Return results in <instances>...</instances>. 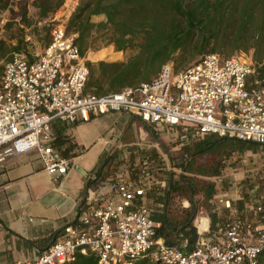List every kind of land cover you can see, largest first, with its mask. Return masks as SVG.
Wrapping results in <instances>:
<instances>
[{
    "label": "built area",
    "instance_id": "1",
    "mask_svg": "<svg viewBox=\"0 0 264 264\" xmlns=\"http://www.w3.org/2000/svg\"><path fill=\"white\" fill-rule=\"evenodd\" d=\"M52 22L50 42L34 60L15 53L4 64L0 163L35 151L50 175L65 176L73 167L72 159L54 147L52 124L69 126L111 112L136 114L158 132H175L178 149L206 136H235L264 147V75L256 76L255 68L239 57L207 53L178 71L168 62L150 82L105 96L84 94L89 69L74 44L76 35L66 34V21ZM130 167L119 169L111 197L93 191L61 239L37 257L11 264H67L77 255L90 254L95 264H135L146 257L158 264H258L264 248V194L250 205L259 215L257 223L241 218L227 194L218 195L217 206L229 211V220L215 239L207 240L200 236L201 221L195 220L198 239L186 250L157 236L160 224L146 197L154 173L171 171L170 165L164 168L143 160L136 177ZM163 177L157 183L159 195L167 189L168 177L165 173ZM163 206L158 201V209Z\"/></svg>",
    "mask_w": 264,
    "mask_h": 264
},
{
    "label": "trees",
    "instance_id": "2",
    "mask_svg": "<svg viewBox=\"0 0 264 264\" xmlns=\"http://www.w3.org/2000/svg\"><path fill=\"white\" fill-rule=\"evenodd\" d=\"M64 2L0 0V25L8 15L2 29L13 30L7 37L0 36V76L15 53L24 54L29 61L35 59L28 50L32 38L42 42V51L48 46L52 19ZM65 29L67 35H76L74 44L81 57L110 45L116 52H133L125 61H86L89 76L84 94H115L150 82L168 62L178 71L198 63L207 53L237 56L255 68L256 76L264 75V0H78ZM246 144L257 146L231 137L213 140L206 136L179 148L175 155L169 153L171 171L164 195L158 194L153 180L146 194L164 204L154 219L160 224L157 236L169 245L191 250L198 239L193 220L200 210L211 220L210 233L224 228L230 213L217 212V196L230 193L234 185L225 186L227 176L222 173L220 154L231 145ZM137 168L131 165L132 177H136ZM163 175L158 173V182ZM252 192L251 187L241 191L234 204L241 218L239 212L250 202ZM186 201L188 207L183 206ZM95 263L90 254L77 255L67 264ZM135 264L158 263L146 257ZM258 264H264V248Z\"/></svg>",
    "mask_w": 264,
    "mask_h": 264
},
{
    "label": "crops",
    "instance_id": "3",
    "mask_svg": "<svg viewBox=\"0 0 264 264\" xmlns=\"http://www.w3.org/2000/svg\"><path fill=\"white\" fill-rule=\"evenodd\" d=\"M77 3L75 0L69 10L62 7L54 18L63 13L67 21ZM103 50L110 53L95 57L99 51L87 52L85 61L117 62L128 58L124 59L128 52H116L113 46ZM52 131L54 147L72 159L73 167L67 175H50L35 151L0 163V264L37 257L61 239L64 228L75 223L94 190L99 189L105 197L113 195L120 168L138 167L143 160L167 166L169 153L178 149L177 144L173 146L175 136L158 132L132 113L92 115L87 122L79 120L69 126L54 122ZM118 162H122L120 166ZM153 181L158 183V172ZM227 196L233 205L240 200L236 192ZM252 199L239 213L257 223L259 215L250 206ZM148 204L156 219L158 198L150 197ZM217 208L218 213L225 210ZM195 220L205 224L200 232L203 239H215L208 230L211 220L204 210L195 216L194 227Z\"/></svg>",
    "mask_w": 264,
    "mask_h": 264
},
{
    "label": "rangeland",
    "instance_id": "4",
    "mask_svg": "<svg viewBox=\"0 0 264 264\" xmlns=\"http://www.w3.org/2000/svg\"><path fill=\"white\" fill-rule=\"evenodd\" d=\"M74 2L75 0H65L64 5L62 6L64 7V11L69 10L70 7L74 4ZM8 17H9L8 15L2 17V22L0 25V36L7 37L10 34V32L13 33V30L4 32L2 29V25L6 22V21L4 22V19L7 20ZM58 19L59 20L64 19L63 13L59 14ZM99 20L100 18L94 19V21H99ZM30 42L31 43L29 45L28 50L33 55V57L36 58L42 51V46H41L42 42H40L36 38H32ZM107 47H103L97 50L99 52L96 54L95 57H106V54H109L110 52H107L103 49ZM91 51L92 50L88 52ZM132 54L133 52H128V54L124 57V59ZM219 55L221 57L225 56L223 54H219ZM0 65H3L2 62H0ZM182 69L184 68L181 67L179 70ZM172 135L175 136V132H173ZM208 137H210L213 140L216 139V136H208ZM230 137L236 138L235 136H230ZM175 144L176 143H173V146ZM177 152L178 150H175L171 154L175 155V153ZM220 155L222 159L221 160L222 173H224V175L227 176V180H226L227 183L225 184V186L227 187V185L230 186L231 184L234 185V190L230 191V193L235 194L236 192L240 195L241 191H246L247 188L249 189L251 187L254 191L252 192L253 193L252 195H254L252 198L264 194V147H260L258 145L257 146L250 145V144H246L241 147L231 145L227 148L222 149ZM121 163L122 162H118V164L116 165L120 166ZM163 167L165 168V165H163ZM162 173H165L167 176H170V171H163ZM174 179H176V177ZM153 218L155 219V217ZM157 218L158 217H156V219Z\"/></svg>",
    "mask_w": 264,
    "mask_h": 264
},
{
    "label": "bare ground",
    "instance_id": "5",
    "mask_svg": "<svg viewBox=\"0 0 264 264\" xmlns=\"http://www.w3.org/2000/svg\"><path fill=\"white\" fill-rule=\"evenodd\" d=\"M204 225H205V224H204ZM204 225H203V226H204ZM203 226H202L201 228H205V227H203Z\"/></svg>",
    "mask_w": 264,
    "mask_h": 264
}]
</instances>
